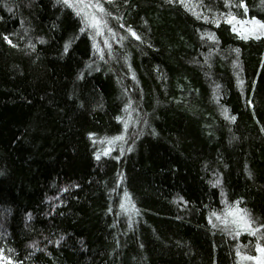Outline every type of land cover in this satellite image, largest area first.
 <instances>
[{"label":"trees","instance_id":"16d2710c","mask_svg":"<svg viewBox=\"0 0 264 264\" xmlns=\"http://www.w3.org/2000/svg\"><path fill=\"white\" fill-rule=\"evenodd\" d=\"M94 1L0 0V264H254L264 0Z\"/></svg>","mask_w":264,"mask_h":264},{"label":"rangeland","instance_id":"374dc122","mask_svg":"<svg viewBox=\"0 0 264 264\" xmlns=\"http://www.w3.org/2000/svg\"><path fill=\"white\" fill-rule=\"evenodd\" d=\"M69 3L78 8V10L81 11V13L89 19L90 23L92 17L100 20V8L97 6L94 0H69ZM251 21L252 20L238 22L237 28L242 34L250 35L249 32L253 28V24L251 23ZM257 34H260L259 29H257ZM220 220L226 222V224L230 223L239 226L240 228L248 227L247 218L235 208H229L227 212L223 213L220 216ZM258 257L264 259V257H262L260 253H258V255L254 256L253 258ZM253 260L254 264H256V259Z\"/></svg>","mask_w":264,"mask_h":264},{"label":"snow or ice","instance_id":"6c2138e0","mask_svg":"<svg viewBox=\"0 0 264 264\" xmlns=\"http://www.w3.org/2000/svg\"><path fill=\"white\" fill-rule=\"evenodd\" d=\"M63 2H64L66 5H68L69 7H73L72 4H69V0H63ZM169 2H171V0H169ZM181 3H183V0H181ZM97 6H98V5H97ZM239 6H240V7H244L245 10H246V5L243 4V0H241V4H240ZM98 7H99V6H98ZM100 10L103 11V8H100ZM9 11H11V9H9ZM80 14H81L80 12H77V15H80ZM235 19H236L235 17H230L229 19L226 20V23L232 24L233 21H234ZM251 23L253 24V28L250 30L249 34H250V35H255V38H256V39H259V38H260V34H264V23H261L260 21H257V20H255V19H253V20L251 21ZM91 24H92V26H94V27H99V25L101 24V21L98 20V19L95 18V17H92ZM217 24H218V22H217ZM122 27H123V25H122ZM257 29H259V33H260V34H257ZM84 30H85L84 28H81V29H80L81 32H83ZM233 30L235 31L236 29L234 28ZM129 31H130L131 35H132L135 39H137V40L140 39V37H139L135 32H131V29H129ZM202 38H203V37H202ZM208 38H209V39H212V40L215 39L214 35H209ZM242 38H244V39H248V35H244V34H242ZM4 39H5L9 44L12 43L11 40H10L7 36H5ZM41 43H43V41H41ZM33 47H34V46H33ZM68 47H69V45L66 44V45H65V51H66V52H67V50H68ZM236 51L238 52L239 50L237 49ZM233 119H235V118L233 117ZM121 138H122V137H117V139H121ZM129 151H131V149H129ZM97 159H99V157H97ZM250 175H251V174H250ZM218 183H219V181H217V184H218ZM65 191H67V189H65ZM236 204L238 205V204H239V201H237ZM121 207H123V205H121ZM213 215H215V214L213 213ZM217 219H220V217H217ZM261 227H264V225H261ZM248 230L250 231V234L253 235V236H255V235L257 234V232L260 231L259 228L255 229V230H251V229H250V225H248ZM237 235H239V233H237ZM256 250H257L258 253L261 254L262 257H264V246L257 245V249H256ZM237 255H239V252H237ZM245 259H256V264H264V259L259 258V257H258V258L245 257ZM9 264H11V261H9Z\"/></svg>","mask_w":264,"mask_h":264}]
</instances>
